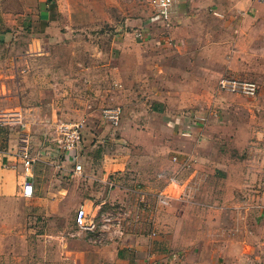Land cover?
Wrapping results in <instances>:
<instances>
[{"label":"crops","instance_id":"obj_1","mask_svg":"<svg viewBox=\"0 0 264 264\" xmlns=\"http://www.w3.org/2000/svg\"><path fill=\"white\" fill-rule=\"evenodd\" d=\"M85 2L83 7L87 4V8H94L95 2ZM15 4L35 11L31 20H26L28 17L23 14L0 12V24L11 26L14 31L7 36L0 35V103L3 105L0 109V197L8 198L24 197L22 186L26 178L16 151L21 138L30 139L26 133L29 122L44 123L61 117L63 113L58 106L64 102L63 97H67L65 102L69 103L74 99L72 90L95 89L107 77L101 50L71 48L77 37L85 41L84 37H89L86 32L78 33L83 31L78 26L80 20L66 12L60 22L51 16L52 11L60 14L64 8L73 9L77 6L75 0H37L34 4L19 0ZM9 8L7 0H0V10ZM62 20L65 27L60 28ZM172 20L174 28L170 27L168 32L171 29L175 32L159 42H170L177 37L193 46L213 31L210 28L201 31V27L221 23L230 24L231 32L239 40L254 39L251 37L254 29L259 36L264 35V0H172L170 24ZM152 21L158 20L154 17ZM23 23L31 30L27 39L18 31ZM144 34L148 36L147 29ZM65 46L64 51L73 57L71 66L62 62L61 47ZM197 54L200 53L193 50V55ZM193 59L188 69L195 73L197 57ZM113 70L108 69L110 75L115 73L116 67ZM191 80L195 83L198 77ZM258 90L256 96L250 98L257 101H250L249 105L230 101L241 95L223 92L225 97L215 100L221 113L219 119L199 114L194 107L200 100L181 104L176 100L179 110L171 117L161 116L166 125L162 128L163 136L151 141L152 162L163 163L160 153L174 152L171 159L176 175L169 178L163 172H155L149 180H108L110 173L123 176L127 170H134L127 164L125 155L121 160L104 164L106 174L97 180L99 198L93 208L94 212L103 211V207L116 203L118 206L113 207L118 210L116 207L131 205L132 197L136 203L134 189L143 190L141 186L157 191L150 194H168L172 198L170 204L152 209L144 220L125 226V235L120 239L90 244L82 236L73 239L64 236L57 245L59 259H53L56 251H52V240L58 237L50 232L46 239L51 244V255L44 264H264V75ZM90 98L89 95L81 102L89 103L93 100ZM159 103V111L164 105L173 106L171 92L167 101L160 99ZM255 104L260 105L259 113L251 112ZM66 110L68 116L75 111ZM157 134L159 136L158 131ZM42 137V131L37 128V138L32 139L44 141ZM44 145L37 149V162L45 161L53 152ZM87 156H81L82 164ZM71 158L70 155L60 161V167L67 168L69 173L65 175L70 178L75 177L70 173L73 170ZM30 181L34 188L33 180ZM41 181L37 180V186ZM90 181L91 177H87L81 184V199L86 205L80 207L85 209L92 203ZM188 182L193 183L194 193L187 200H179ZM37 202L45 208L44 215L52 218L58 214L60 200H53L47 194L37 198Z\"/></svg>","mask_w":264,"mask_h":264},{"label":"rangeland","instance_id":"obj_2","mask_svg":"<svg viewBox=\"0 0 264 264\" xmlns=\"http://www.w3.org/2000/svg\"><path fill=\"white\" fill-rule=\"evenodd\" d=\"M24 1L30 4L37 2V0ZM75 1L77 6L73 9L64 8L60 14L52 11L51 16L60 22L66 12L67 15H73L80 20L78 26L83 31H78V33L86 32L89 37L83 35L86 41L81 36L77 37L74 47L71 48L78 51H91L94 48L101 50L107 77L95 89L79 87L75 91L72 90L75 92L74 99L69 100V103L65 102L67 97H63L64 102L58 106L63 113L61 117H54L53 120L44 123L29 122L26 133L30 135L31 153L36 156L37 149L43 147V144L52 148L53 152L45 161H38L33 166L34 188L31 197L24 198L21 195L13 198L0 197V264H44L51 255L49 254L51 244L46 239L50 232L58 237L52 240V251H56L53 259L60 257V248L58 247V250L57 245L61 244L64 236L68 239L82 236L90 244L106 243L105 238L108 234L98 231L80 232L74 224L76 212L81 205H86L81 199L82 180L91 177L88 187L92 203L90 204L91 209L88 207L86 211L92 214L97 225L101 220L98 214L101 211L94 212L93 207L99 198L97 196L99 181L97 180L106 174L104 164L114 162L116 159L121 160L127 155V164L134 168V170H127L123 176L120 173H110L108 180H135V178L136 180H149V176L155 172L159 174L163 172L169 178L176 175L177 169L171 159L174 156L173 151L160 153L159 158H163V163L152 162L154 147L151 141L163 136L162 128H166L162 117H171L170 115L179 110V104L183 101L191 103L197 99L201 103L195 105L194 108L199 114L204 113L206 114L204 117L219 119L221 113L217 109L219 105H215V100L225 97L218 87L221 78L252 82L259 89L263 80L264 35L259 36L256 29L251 35L254 39L239 40L237 35L231 32L230 24L221 23L212 27H201V31H207L209 28L213 31L193 46L186 45L185 41L177 37L174 40L171 39L170 42H159L165 36L169 37L175 29L172 30L173 20L170 26L172 29L168 33L160 21H152L156 14L153 0ZM83 1H86L85 3L95 2L94 8H87V4L83 7ZM18 2L19 0H7L10 8L1 9L0 12L23 14L24 17H28L26 20H31L35 10L21 9L15 4ZM64 23L62 20L59 27H65ZM27 25L23 23L21 29L18 30L20 35L26 39L31 31ZM13 28L17 29L16 26ZM145 29L148 30L146 37ZM13 32L11 26L0 24V35L7 36ZM61 48L64 52L63 65L66 66V63L68 66L73 65L71 64L73 57L64 51L67 47ZM193 50L200 54L194 56ZM195 57H197L196 71L193 73L188 68L193 64ZM114 67L117 70L110 75L108 69L114 71ZM194 76L198 77L195 83L191 80ZM170 92L174 98V105L169 107L166 104L167 106L164 105L159 111L157 109L160 106L159 100L167 101ZM89 95L93 100L83 104L81 101ZM235 97L230 101L234 100L240 105H249L257 101L256 99L251 101L250 98L244 96ZM176 100L179 104L175 102ZM1 108L3 105L0 103ZM115 108L120 109L117 127L111 126L104 119V112ZM259 108L260 105L255 104L251 112L259 113ZM66 109L75 111L68 116ZM153 113L155 115H152ZM72 123L83 124L82 137L85 145L83 147L82 144L79 156L88 155V158L85 163L83 162L84 165L81 162L82 175L70 178L65 175L67 168L60 167V161L64 159V155L56 147L53 139L56 137V128L59 124ZM1 125L2 123L0 127ZM37 128L42 131L44 141L32 139V137L37 138ZM152 131L153 134H151ZM46 140L49 141L46 142ZM37 173H39L38 178ZM186 177L187 175L182 178ZM37 180H42L38 186ZM141 188L148 191L143 186ZM62 190H67L66 194L61 193ZM92 192L95 193L91 194ZM148 192L157 191L154 189ZM47 194L52 196L53 200H60L58 214L52 218L43 214L45 208L40 207L37 202V198L47 196ZM134 201L132 197L131 205L124 206L132 207L135 204ZM113 205L118 206L116 203ZM113 205H107L108 208L103 207V212H113L115 210ZM124 206L116 208L126 210ZM145 216L141 214L142 220Z\"/></svg>","mask_w":264,"mask_h":264},{"label":"built area","instance_id":"obj_3","mask_svg":"<svg viewBox=\"0 0 264 264\" xmlns=\"http://www.w3.org/2000/svg\"><path fill=\"white\" fill-rule=\"evenodd\" d=\"M152 3L156 10V19L164 25L163 27L168 33V29L171 26L170 14L172 0H153ZM218 87L224 93L236 94L249 98H254L258 91L256 84L233 78H221L218 82ZM119 118V108L104 112V119L113 127L118 126ZM82 131V123L59 124L56 128V137L53 139L56 147L63 152L64 157L72 156L73 170L70 171L72 176L82 175L81 157L79 156V151L83 144ZM16 157L21 162L26 178L22 186V195L29 198L33 194V183L30 180H32V170L34 164L37 162V156L31 153L27 136L20 139L16 151ZM174 160H176V158H174ZM194 190L195 187L193 183L188 182L184 185V189L180 193L178 199H189L194 193ZM134 194L137 198L135 205L132 207L124 206L126 210L120 208L113 212H99L98 214L99 217H101V220L97 225L92 214L88 213L85 208L80 207L74 218L76 228L84 233L98 231L102 234H108V237L105 238L106 240L120 239L125 235V226L130 225V223L133 222L138 223L142 221V213L146 215L151 212L152 209L157 210L166 207L170 204L172 199L168 194L161 192L150 194V192L141 190L138 187H135ZM126 219L128 220L127 222ZM153 232H151V234ZM94 244L101 243L95 242Z\"/></svg>","mask_w":264,"mask_h":264}]
</instances>
